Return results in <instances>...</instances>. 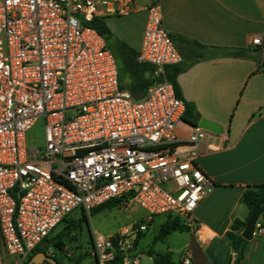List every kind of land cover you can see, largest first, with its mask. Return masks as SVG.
<instances>
[{"label":"built area","instance_id":"2783aa9c","mask_svg":"<svg viewBox=\"0 0 264 264\" xmlns=\"http://www.w3.org/2000/svg\"><path fill=\"white\" fill-rule=\"evenodd\" d=\"M144 8L137 61L164 79L135 98L90 22L130 14L136 0H0V264H31L37 245L74 209L90 214L112 200L146 215L114 233L94 232L95 264H141L135 243L157 214L198 232L194 211L215 186L196 163L198 148L220 151L229 133L196 125L186 138L177 134L186 103L165 68L183 57L160 0ZM251 43L264 46V32ZM40 118L45 144L29 147L27 132ZM263 220L254 236L264 235ZM180 264H193L190 249Z\"/></svg>","mask_w":264,"mask_h":264},{"label":"crops","instance_id":"0c3cea01","mask_svg":"<svg viewBox=\"0 0 264 264\" xmlns=\"http://www.w3.org/2000/svg\"><path fill=\"white\" fill-rule=\"evenodd\" d=\"M150 0H136L138 9L126 15L101 16L111 35L106 39L112 50L142 48ZM162 22L174 36L183 60L177 65L180 98L195 105L198 118H209L228 131L227 146L206 152L198 148L196 163L213 179L211 193L201 199L194 211L200 224L191 240L181 249H190L193 264H234L236 253L226 233L236 218L250 216L242 196L249 186L264 182V68L257 62V49L251 43L264 32V0H160ZM230 49H244L235 56ZM167 67V73L174 72ZM156 73V71H154ZM151 71L146 72L150 76ZM191 122L178 124L177 134L186 138L193 130ZM163 215L161 225L175 217ZM148 226V228H149ZM170 235V234H169ZM168 235V236H169ZM167 236V237H168ZM167 251H171V247ZM172 253V251H171ZM240 264H264V235L249 240Z\"/></svg>","mask_w":264,"mask_h":264},{"label":"trees","instance_id":"16d2710c","mask_svg":"<svg viewBox=\"0 0 264 264\" xmlns=\"http://www.w3.org/2000/svg\"><path fill=\"white\" fill-rule=\"evenodd\" d=\"M90 25L96 27L98 31L107 39L111 35V31L106 24L103 17H97L94 20L90 22ZM175 38L174 36H172ZM122 54L124 56V66L120 67L119 65V77L121 86L123 88L129 89L135 98H141L143 97L147 89L153 85L154 83L160 82L164 79L163 76L156 74L155 68L149 64H142L137 61V53L134 50H129L126 48L124 44L121 45ZM229 54L235 55V56H241L245 55L246 50L244 49H230L227 50ZM258 57L257 62H261V48L257 49ZM176 65H169L174 66V72L172 74L167 73V67L165 68V74L166 78L171 81L176 89V93L178 97H180L179 88L177 84V75L181 71V68ZM151 71L152 74L150 76H146V72ZM127 74L129 76V81L127 83L122 82V74ZM184 120L193 123L198 118V113L196 112L195 105L186 102V112L184 114ZM118 200H112L104 203L101 206H98L94 208L91 212L97 211L104 207H114L116 206ZM242 202L245 203V205L248 207L250 213L252 211V208L256 205L261 206V212L260 216H264V182L256 184L254 186H249L247 190L244 192L242 196ZM63 221L67 222V228L66 230L60 232L56 236L49 238L47 237L44 241H53L52 244L55 245V247L59 248L62 252L66 249V241L65 237L70 234L71 228L80 226L82 221H88V217L85 211H83V217L79 220H75L69 216L65 217ZM246 221L236 218L230 230L227 231L226 236L233 248V250L236 253V259L234 264H240L241 260L244 258L247 250V246L249 244V240L245 239L241 232L245 226ZM264 225V220H263ZM189 230V227L185 225L180 217L176 216L169 219L165 223H163L160 227V231L158 235L156 236V240H164L167 238L169 234H171L174 231H185ZM144 233H142L136 240L135 247L139 245V242L141 238L143 237ZM43 241V242H44ZM41 243L37 245L34 255L43 249L41 248ZM148 253L150 256L153 257L156 264H180L179 262L175 261L172 257L171 251H165L160 252L155 250L153 247H151L148 250ZM54 258L57 259L59 264H62L59 260V258L56 255H53ZM83 257L78 256L74 262L72 263H65V264H83L82 262ZM44 264H51L50 262H45ZM64 264V263H63Z\"/></svg>","mask_w":264,"mask_h":264},{"label":"rangeland","instance_id":"374dc122","mask_svg":"<svg viewBox=\"0 0 264 264\" xmlns=\"http://www.w3.org/2000/svg\"><path fill=\"white\" fill-rule=\"evenodd\" d=\"M120 67L124 66V56L122 51L114 48L113 50ZM122 82L127 83L129 76L122 74ZM45 125L43 118H40L35 125L27 132V144L29 147L44 146L45 144ZM88 221H82L80 226L72 227L69 235L65 237L66 249L62 252L59 248L51 244L47 254L49 256L56 255L60 262L72 263L78 256H82L83 264H95V256L93 255V235L94 232L100 234H110L119 231L122 227L134 222L142 220L146 211L138 206L130 208L117 205L114 207H104L90 214L86 213ZM69 217L79 220L83 217L82 208L74 209ZM164 216H157L155 222L149 226L144 232L139 245L135 249V253L140 255L141 264H156L153 257L149 255L148 250L153 247L155 250L165 252L171 247L172 257L178 260L180 251L191 240V234L186 231H174L164 240H156L161 227V220ZM67 222L62 221L50 233L52 238L60 232L66 230ZM36 255V254H35Z\"/></svg>","mask_w":264,"mask_h":264},{"label":"water","instance_id":"95a60500","mask_svg":"<svg viewBox=\"0 0 264 264\" xmlns=\"http://www.w3.org/2000/svg\"><path fill=\"white\" fill-rule=\"evenodd\" d=\"M261 66L264 68V46L262 48L261 52ZM193 126H201L203 128L209 129L211 131H214L216 133H220L223 131V126L219 124L218 122H215L213 120H210L206 117H201L197 123H191ZM261 212V206L256 205L252 208L251 214L249 218L247 219L245 226L241 232V235L247 239L252 240L254 238V231L256 228V223L258 220V217ZM53 241H44L41 243L42 251L36 253V255L32 258L31 264H42L44 262H50L51 264H59L56 258L54 256H49L46 253V250L49 248V246L52 244Z\"/></svg>","mask_w":264,"mask_h":264},{"label":"flooded vegetation","instance_id":"af4514ba","mask_svg":"<svg viewBox=\"0 0 264 264\" xmlns=\"http://www.w3.org/2000/svg\"><path fill=\"white\" fill-rule=\"evenodd\" d=\"M48 252V249L46 250V253ZM48 255V254H47Z\"/></svg>","mask_w":264,"mask_h":264}]
</instances>
